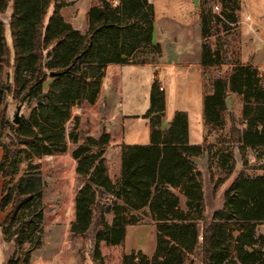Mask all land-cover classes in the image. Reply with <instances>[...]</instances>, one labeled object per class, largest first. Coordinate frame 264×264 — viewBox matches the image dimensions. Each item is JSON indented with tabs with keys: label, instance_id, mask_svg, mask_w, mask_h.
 Listing matches in <instances>:
<instances>
[{
	"label": "trees",
	"instance_id": "16d2710c",
	"mask_svg": "<svg viewBox=\"0 0 264 264\" xmlns=\"http://www.w3.org/2000/svg\"><path fill=\"white\" fill-rule=\"evenodd\" d=\"M10 2L11 49L0 20V139L5 130L10 133L7 143L0 140V210L10 208L1 225L4 240L19 246L29 243L42 217L36 209L38 180L21 178L8 188L19 157L64 154L65 125L72 119V108L96 103L106 68L154 64L161 51L151 40L154 9L149 0H119L116 5L97 0L87 13L85 33L64 21L60 9L66 3L61 0H0V13ZM198 7L200 66L231 68L225 78H214L211 92L203 95V124L210 131L222 129L228 94L235 95L241 101L244 127L232 126L230 140L241 151L263 150L264 75L252 65L223 60L217 34L218 27L225 37L238 29L240 0H199ZM211 37L216 38L213 43ZM4 68L11 70L12 82L4 80ZM7 96L30 108L28 118L17 126L7 118ZM164 109V92L153 81L143 116L149 143L120 146L115 179L103 157L110 139L107 133L87 137L72 152L82 184L74 198L71 232L89 241L90 262L104 264L99 244L122 246L126 228L134 225L131 213L147 209L155 219L153 255L148 259L141 252L122 254L120 264H264V174L247 177L240 172L225 191L221 209L207 222L202 175L194 160L206 155L211 162L210 146L189 143L185 112H175L162 128ZM67 137L76 144L72 132ZM230 161V155L223 156L221 167ZM259 226L262 234L257 232ZM32 249L6 264H29Z\"/></svg>",
	"mask_w": 264,
	"mask_h": 264
},
{
	"label": "rangeland",
	"instance_id": "374dc122",
	"mask_svg": "<svg viewBox=\"0 0 264 264\" xmlns=\"http://www.w3.org/2000/svg\"><path fill=\"white\" fill-rule=\"evenodd\" d=\"M61 1L66 3L60 10L63 19L72 22L74 26L82 31L86 24V11L89 6L96 5L97 0ZM161 3L164 4L162 0H156L159 13L163 8ZM11 5L10 2L8 7L0 13V20L5 26L6 41L10 49L11 40L8 32V21L11 15ZM52 6L51 3L45 16V22L51 14ZM213 11L215 13L220 12L216 10L215 5H213ZM253 12L255 17L259 15L255 11ZM239 17L240 10L238 12ZM217 30L219 44L222 45L223 60L237 61L242 64L239 26L237 30L229 32L226 37L220 27ZM210 40L213 43L216 38L211 37ZM252 41L256 44V48L247 54L249 59L247 63H254L259 73L264 75V31L263 34L259 35V38L253 36ZM188 56L191 62L200 65V45L197 54L189 53ZM160 57L161 54L158 59ZM230 69L228 65L201 67V96L211 92V84L214 78H225ZM176 72H172L165 83L154 80L165 96L162 125L167 126L175 112H185L188 118L189 143L210 146L211 162H208L206 155L194 160L202 175L204 215L205 220L209 222L212 214L221 209L225 191L240 172H244L247 177L264 174V149L260 151L249 149L241 151L238 145L230 140L232 126L239 130L244 127L241 117V101L238 97L228 94L225 125L220 130L210 131L203 124L200 96L193 91L192 80H189L186 84L182 81L181 75ZM3 78L12 82L10 69L4 68ZM123 79H125L124 89L118 95V67L109 69L96 103L93 106L82 104L72 108V119L65 125L67 150L64 154L41 158L32 157L30 159L21 156L17 160L13 175L8 181V188L9 190L13 189L21 178L38 180V185L36 183L35 185L38 186L37 190L40 197L36 209L41 210L42 217L36 227L37 229L30 236L29 243L25 242L15 246L12 242L4 240L1 230L4 217L10 211V208L5 213L0 210V264H6L11 257L18 258L23 251L29 248H33L29 255V264H92L89 258L91 250L89 241L71 232V224L74 221L75 214L74 198L82 184V180L75 173L76 161L71 155L75 147L82 144L87 137L98 138L102 133H107L110 139L104 148L103 157L106 161L109 176L111 179H115L118 175L120 146L123 143L126 145H147L149 143L148 129L145 127V119H143L149 105L150 85L148 77L143 71L137 70L129 75H124ZM49 83L50 81L45 84V89ZM6 101L7 118L11 123L18 106H20L19 122L21 119L26 120L28 118L29 107L24 104L20 105L8 96ZM121 113L134 116L133 119L125 121L128 124V122L134 120L132 124H129L132 126V134L127 136L126 139ZM231 120H233V123H231ZM70 132L76 136V144L68 139L67 135ZM8 135H10L9 131L5 130L0 139L1 142L7 143ZM225 155H230L231 161L226 168H222L220 161ZM231 164H233V169L229 171ZM1 181L0 179V199L2 194ZM216 182L218 186L214 188ZM180 199V206L183 208V199ZM131 215L134 217V225L126 228V236L122 246L109 247L104 243L99 244L104 264H120L122 254L141 252L148 259L153 255L156 243L155 219L147 209L133 212ZM257 232L262 234L263 226H259Z\"/></svg>",
	"mask_w": 264,
	"mask_h": 264
},
{
	"label": "crops",
	"instance_id": "0c3cea01",
	"mask_svg": "<svg viewBox=\"0 0 264 264\" xmlns=\"http://www.w3.org/2000/svg\"><path fill=\"white\" fill-rule=\"evenodd\" d=\"M149 1L152 3L154 9V22L151 40L152 44L159 45L161 57L158 59V62L154 64L110 65L106 68L105 75L108 73L109 69L118 67L119 95L124 89V75H129L133 71H143L148 77L150 86L154 80H157L160 83H165L168 81L170 74L177 71L181 75L184 83L187 84L189 80H192L194 85L193 91L199 94V101H201L202 105V70L200 65L198 63L191 62L190 57L188 56L189 53L197 54L198 46L200 45L201 40L200 10L198 7L199 0H162L164 4L161 3V7L163 6V8L160 13L158 11L156 0ZM93 6L94 5L89 6L86 11V24L82 31L74 26L72 22L64 21L70 24L74 29L85 33L88 28L87 13ZM253 11L259 15L255 17ZM60 15L62 16L61 12ZM247 18L250 20H247ZM238 26L241 38V63L249 64L256 68L254 63H247V61L249 62L247 54L256 48V44L252 41V37L254 36L259 38V35L263 34L264 31V0H240V17ZM256 69L258 70V68ZM104 81L105 76L102 80L101 88ZM121 118L124 121V136L126 139L127 136L132 134V126L129 124H132L134 120L133 122H128V124L125 121L133 119L134 116L121 113ZM144 124L149 131L148 121L144 120ZM164 127L166 126L162 125V128Z\"/></svg>",
	"mask_w": 264,
	"mask_h": 264
},
{
	"label": "water",
	"instance_id": "95a60500",
	"mask_svg": "<svg viewBox=\"0 0 264 264\" xmlns=\"http://www.w3.org/2000/svg\"><path fill=\"white\" fill-rule=\"evenodd\" d=\"M53 75L54 74H51V76H53ZM19 110H20V106L17 107L14 119L12 120V123L15 125L19 124V116H18Z\"/></svg>",
	"mask_w": 264,
	"mask_h": 264
},
{
	"label": "built area",
	"instance_id": "2783aa9c",
	"mask_svg": "<svg viewBox=\"0 0 264 264\" xmlns=\"http://www.w3.org/2000/svg\"><path fill=\"white\" fill-rule=\"evenodd\" d=\"M108 2L112 3L113 5H116L118 3L119 0H107ZM216 10L219 11V8L216 7ZM247 20H250L249 18H247Z\"/></svg>",
	"mask_w": 264,
	"mask_h": 264
}]
</instances>
